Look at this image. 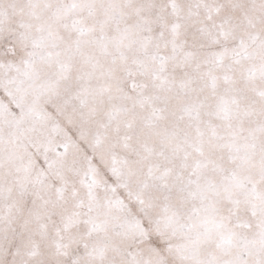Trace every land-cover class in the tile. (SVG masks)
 <instances>
[{
    "label": "snow or ice",
    "instance_id": "snow-or-ice-1",
    "mask_svg": "<svg viewBox=\"0 0 264 264\" xmlns=\"http://www.w3.org/2000/svg\"><path fill=\"white\" fill-rule=\"evenodd\" d=\"M0 264H264V0H0Z\"/></svg>",
    "mask_w": 264,
    "mask_h": 264
}]
</instances>
